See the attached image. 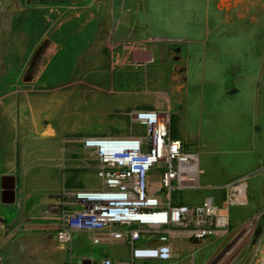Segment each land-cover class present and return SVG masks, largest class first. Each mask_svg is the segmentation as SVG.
Listing matches in <instances>:
<instances>
[{
  "label": "rangeland",
  "instance_id": "obj_1",
  "mask_svg": "<svg viewBox=\"0 0 264 264\" xmlns=\"http://www.w3.org/2000/svg\"><path fill=\"white\" fill-rule=\"evenodd\" d=\"M215 103L238 109L212 116ZM148 110L178 116L185 144L210 154L228 135L217 124L228 129L239 113L236 149L251 150L247 137L261 157L246 199L226 237L177 240L175 257L253 264L264 244V0H0V179L16 184L0 209V264L105 255L89 242L57 244L43 227L51 197L75 174L96 188L84 140L131 135L129 114Z\"/></svg>",
  "mask_w": 264,
  "mask_h": 264
},
{
  "label": "built area",
  "instance_id": "obj_2",
  "mask_svg": "<svg viewBox=\"0 0 264 264\" xmlns=\"http://www.w3.org/2000/svg\"><path fill=\"white\" fill-rule=\"evenodd\" d=\"M129 117L144 133L85 139V149L96 155L97 187L62 190L46 218L58 224L54 238L62 248L88 235L95 247L129 244L131 259L121 264H180L176 239L207 242L229 234L231 211L245 201L250 176L225 187L222 205L213 198L188 204L184 196L203 189L198 150L172 137L168 110L138 111ZM4 220L0 216V232ZM154 240L159 244H145ZM91 264L114 263L105 258ZM253 264H264V244Z\"/></svg>",
  "mask_w": 264,
  "mask_h": 264
},
{
  "label": "crops",
  "instance_id": "obj_3",
  "mask_svg": "<svg viewBox=\"0 0 264 264\" xmlns=\"http://www.w3.org/2000/svg\"><path fill=\"white\" fill-rule=\"evenodd\" d=\"M216 104V103H215ZM230 106L222 105L217 103L215 106H212V113L211 115H218L224 114L223 109H238V104H234ZM237 117L233 116V113L228 114V119L230 121L229 128H224L219 123L217 127H221V129L227 132V137L223 138L220 141L224 144V148H220L219 151L212 152H200V166L203 170V175L200 178L201 186L203 187L202 190L198 192H190L184 196V201L188 204H200L205 198H213L216 204L222 205L223 198L222 194L225 191V187L229 184L245 177L249 176V173L252 172L256 163H259L261 160L260 156L254 155L253 143L250 142V138L245 137L243 140L244 142L251 146V150L245 153H241L236 149L237 144L239 141L242 142V139L237 137V132L239 131V126L241 124V120L239 113H236ZM224 125V124H223ZM234 126V128L231 127ZM226 126V125H225ZM248 128V129H247ZM182 129V125H181ZM220 129V130H221ZM247 129V136H251L248 134V130H252L250 127H246ZM219 130V128H218ZM184 136H182L181 130V139L183 141ZM186 139V138H184ZM249 141V142H248ZM184 142V141H183ZM185 143V142H184ZM251 143V144H250ZM187 145V144H186ZM190 146V145H188ZM193 147V146H192ZM255 147V145H254ZM199 152V151H198ZM3 190V185H0V191ZM56 195L52 196L51 199ZM52 203V202H51ZM7 202L0 199V209L4 211ZM39 226V225H36ZM43 227L51 229L54 233L58 227V224L54 221H50L45 224ZM178 239L175 240V242ZM83 241L89 242L91 245V241L88 235H80L75 242ZM182 241V240H181ZM185 242V246H187V241ZM146 245L155 246L158 245L159 242L154 240L152 242L145 243ZM104 249L105 255L100 257L95 256H88L86 264H91V262H101L105 258H110L114 264H121L123 262H127L131 259V247L129 244L126 243H117L113 245H105L100 246ZM180 264L181 260L176 258ZM136 264H153V262H145V261H138Z\"/></svg>",
  "mask_w": 264,
  "mask_h": 264
},
{
  "label": "trees",
  "instance_id": "obj_4",
  "mask_svg": "<svg viewBox=\"0 0 264 264\" xmlns=\"http://www.w3.org/2000/svg\"><path fill=\"white\" fill-rule=\"evenodd\" d=\"M144 133L143 128L139 125H136L134 127V132L132 135H142ZM171 135L174 139H181V119L173 115L172 121H171ZM79 179L78 174H75L73 178H71L69 181L66 182L67 188L69 189H88L83 187L81 184H78L76 181ZM75 182L77 184H75Z\"/></svg>",
  "mask_w": 264,
  "mask_h": 264
},
{
  "label": "flooded vegetation",
  "instance_id": "obj_5",
  "mask_svg": "<svg viewBox=\"0 0 264 264\" xmlns=\"http://www.w3.org/2000/svg\"><path fill=\"white\" fill-rule=\"evenodd\" d=\"M0 185H3V190L0 191V199L12 204L15 202V178L13 176H2Z\"/></svg>",
  "mask_w": 264,
  "mask_h": 264
},
{
  "label": "water",
  "instance_id": "obj_6",
  "mask_svg": "<svg viewBox=\"0 0 264 264\" xmlns=\"http://www.w3.org/2000/svg\"><path fill=\"white\" fill-rule=\"evenodd\" d=\"M31 0H28V2H30Z\"/></svg>",
  "mask_w": 264,
  "mask_h": 264
}]
</instances>
